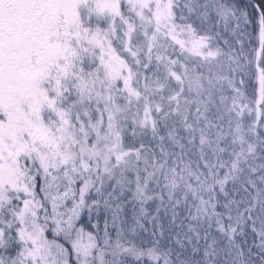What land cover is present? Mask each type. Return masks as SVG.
<instances>
[{"label":"snow or ice","instance_id":"snow-or-ice-1","mask_svg":"<svg viewBox=\"0 0 264 264\" xmlns=\"http://www.w3.org/2000/svg\"><path fill=\"white\" fill-rule=\"evenodd\" d=\"M0 264H264V0H0Z\"/></svg>","mask_w":264,"mask_h":264}]
</instances>
